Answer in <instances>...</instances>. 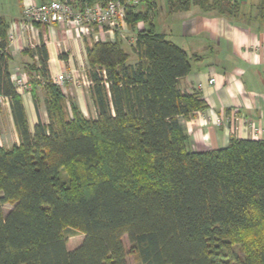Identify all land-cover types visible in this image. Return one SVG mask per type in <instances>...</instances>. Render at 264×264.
Wrapping results in <instances>:
<instances>
[{
	"label": "trees",
	"instance_id": "1",
	"mask_svg": "<svg viewBox=\"0 0 264 264\" xmlns=\"http://www.w3.org/2000/svg\"><path fill=\"white\" fill-rule=\"evenodd\" d=\"M171 5L248 18L238 0ZM136 7L126 9L130 28L150 16ZM256 9L264 19V0ZM8 48L0 21V98L20 139L0 145V264H128L125 236L140 264H264V139L190 148L182 122L208 104L179 86L192 69L184 49L152 26L137 32L135 64L118 41L88 46L93 119L55 83L42 43L27 51L28 84L36 110L44 88L49 123L31 130ZM68 230L84 236L72 250Z\"/></svg>",
	"mask_w": 264,
	"mask_h": 264
},
{
	"label": "crops",
	"instance_id": "2",
	"mask_svg": "<svg viewBox=\"0 0 264 264\" xmlns=\"http://www.w3.org/2000/svg\"><path fill=\"white\" fill-rule=\"evenodd\" d=\"M29 1L42 4L52 0H0V21L5 23L9 37L11 78L21 71L29 77L27 67L33 59L27 51L44 43L52 78L63 75L65 80L73 81L72 91H86L77 87L81 83L88 84L91 91L93 82L87 47L96 42L80 36L75 27L66 24L30 25L24 29L21 25L23 9ZM238 1L248 18L235 19L217 11L205 12L198 6L176 12L172 10L171 0H144L136 11L150 15L147 22H139L136 28L126 23L121 32L114 35L100 33L101 41L120 42L130 54L131 64L138 61L132 51L137 32L151 26L185 50L192 59V69L180 80L179 86L184 93H199L208 104L205 111L182 122L193 151L224 148L232 138L256 140L250 125L264 129V19L255 16L256 8H247L248 2L255 4L260 0ZM214 78L216 81L211 84ZM1 100L4 104L0 106V145L10 148L19 144L20 139L10 103L6 98L1 97ZM23 101L33 130L41 105L36 110L30 92L23 96ZM78 107L87 117L83 105ZM97 115L95 106L91 118L96 119Z\"/></svg>",
	"mask_w": 264,
	"mask_h": 264
},
{
	"label": "built area",
	"instance_id": "3",
	"mask_svg": "<svg viewBox=\"0 0 264 264\" xmlns=\"http://www.w3.org/2000/svg\"><path fill=\"white\" fill-rule=\"evenodd\" d=\"M74 1L54 0L43 4L29 1L24 5L21 25L28 29L30 25L36 24L43 27L66 24L75 27L80 36L98 42L101 41L102 33L114 35L117 31L121 32L126 25L127 7L138 6L144 0H110L84 7H78ZM12 79L18 91L26 87L25 75L16 74ZM215 81L214 78L210 83L214 84ZM55 82L63 85L65 77L59 75ZM250 128L256 140L264 139V129L255 125H250Z\"/></svg>",
	"mask_w": 264,
	"mask_h": 264
},
{
	"label": "rangeland",
	"instance_id": "4",
	"mask_svg": "<svg viewBox=\"0 0 264 264\" xmlns=\"http://www.w3.org/2000/svg\"><path fill=\"white\" fill-rule=\"evenodd\" d=\"M258 4L259 3L253 4L252 1L250 3L248 2L247 8H248V10L250 8H257ZM139 6L140 5H138V7ZM244 6H246V5H244ZM243 13L245 14V12H243ZM255 14H256L255 16L258 15L257 12H255ZM246 15L248 16L247 12H246ZM20 75H23V71H21ZM24 75H26V79H25L26 87L23 90L19 91L22 94V96H26L30 92V90H32L30 85L28 84L29 77L27 76L26 73H24ZM32 75H34L36 77V79L42 80L41 78L37 77L35 74H32ZM53 80L56 81V79H53ZM12 81H13V79H12ZM55 83H57V82H55ZM70 85H72V86L70 87ZM59 86L62 88V90H64V93H65V95L67 97H69L70 99L75 100L77 106L78 105L80 106V104L83 105V109L85 110V113H86L88 118L92 117V114L95 113V105L93 103L94 101L92 99L91 91H89L90 90V86L88 84L87 85H84L82 83L81 84H77V87L81 86L86 91H72V88L74 87V85H73V81L71 79L65 80L64 84L63 85H59ZM36 91L38 92V94L40 96V104H41V111L39 112V114L37 113V120H38V122L39 121H41V122L44 121L45 124H48L49 120H48V115H47L46 108H45V103H44L45 102V94H46L45 90H44L43 87H38L36 89ZM3 104H4V101L1 100L0 106L3 105ZM11 209H12V206L9 205V204L4 206V212L5 213H8ZM66 235L68 237V248L71 249V250L75 249L76 247H78L82 243V241L84 239V236L82 234L77 233L74 230H68L66 232ZM123 242H124L125 250H126V253H127V262H128V264H140L139 260L137 259V256L131 252V245L129 243V240H128L127 236H125L123 238Z\"/></svg>",
	"mask_w": 264,
	"mask_h": 264
}]
</instances>
